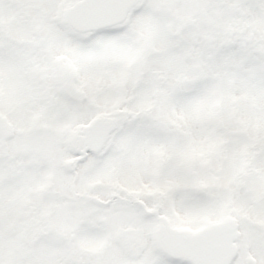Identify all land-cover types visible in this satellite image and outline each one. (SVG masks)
<instances>
[{"label":"snow or ice","instance_id":"6c2138e0","mask_svg":"<svg viewBox=\"0 0 264 264\" xmlns=\"http://www.w3.org/2000/svg\"><path fill=\"white\" fill-rule=\"evenodd\" d=\"M0 264H264V0H0Z\"/></svg>","mask_w":264,"mask_h":264}]
</instances>
